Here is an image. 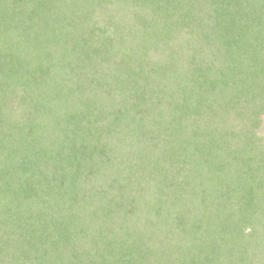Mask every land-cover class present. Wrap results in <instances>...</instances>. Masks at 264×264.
<instances>
[{"label": "trees", "instance_id": "16d2710c", "mask_svg": "<svg viewBox=\"0 0 264 264\" xmlns=\"http://www.w3.org/2000/svg\"><path fill=\"white\" fill-rule=\"evenodd\" d=\"M0 264H264V0H0Z\"/></svg>", "mask_w": 264, "mask_h": 264}]
</instances>
